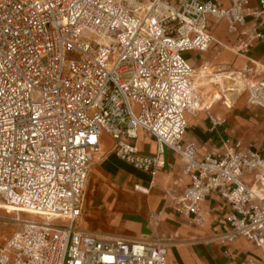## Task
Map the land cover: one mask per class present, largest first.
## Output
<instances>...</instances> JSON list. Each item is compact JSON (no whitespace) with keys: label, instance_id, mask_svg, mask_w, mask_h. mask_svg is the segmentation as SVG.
Listing matches in <instances>:
<instances>
[{"label":"built area","instance_id":"obj_1","mask_svg":"<svg viewBox=\"0 0 264 264\" xmlns=\"http://www.w3.org/2000/svg\"><path fill=\"white\" fill-rule=\"evenodd\" d=\"M262 13L264 0H0V207L18 223L0 264H169L164 241L78 229L102 134L120 159L152 174L166 149L179 154L190 183L174 211L203 226L201 203L220 195L230 209L221 240L253 242L263 259L247 264H264V157L239 140L202 159L181 145L186 114L203 108L184 54L216 42L210 17L237 33ZM262 37L253 28L232 50L247 54ZM261 70L248 58L235 76L264 108V79L252 80ZM139 129L156 139L153 155L138 150Z\"/></svg>","mask_w":264,"mask_h":264},{"label":"crops","instance_id":"obj_2","mask_svg":"<svg viewBox=\"0 0 264 264\" xmlns=\"http://www.w3.org/2000/svg\"><path fill=\"white\" fill-rule=\"evenodd\" d=\"M219 1L229 5V0ZM248 5L256 8L258 0H248ZM209 24L216 42L207 51L184 54L194 69L193 82L201 94L203 108L186 114L188 127L181 145H193L196 158L202 159L223 152L225 139L239 140L264 157V108L249 103L245 81L235 76L250 58L262 68L252 80L264 79V13L248 18L237 33H228L223 19L210 17ZM253 28L263 37L247 54L233 51V47H241L239 40L246 41ZM189 52L197 53L198 60L188 57ZM215 121L222 122L214 125ZM113 144L109 135L102 134L77 222L81 232L102 239L164 241L169 264H247L251 257L263 259L262 251L243 237L221 240L228 230L226 217L230 209L220 195H208L201 203L202 210L208 213L203 226L193 225L174 211L173 199L180 197L190 183L186 163L179 154L166 149V165L152 174L120 159ZM136 145L146 155L157 150L156 139L143 129L138 131ZM13 230L7 233L0 226V245Z\"/></svg>","mask_w":264,"mask_h":264},{"label":"rangeland","instance_id":"obj_3","mask_svg":"<svg viewBox=\"0 0 264 264\" xmlns=\"http://www.w3.org/2000/svg\"><path fill=\"white\" fill-rule=\"evenodd\" d=\"M188 57H190L192 60H198L199 55L195 52H189ZM112 140L113 139L111 138V141ZM21 217L24 218V217H27V215L21 214ZM28 217H31V216H28ZM0 226H3L4 228H6L7 233L9 232L10 229L17 228L18 223L14 220V213L7 212L5 209L0 207Z\"/></svg>","mask_w":264,"mask_h":264},{"label":"bare ground","instance_id":"obj_4","mask_svg":"<svg viewBox=\"0 0 264 264\" xmlns=\"http://www.w3.org/2000/svg\"><path fill=\"white\" fill-rule=\"evenodd\" d=\"M140 189L144 190L143 188H140Z\"/></svg>","mask_w":264,"mask_h":264}]
</instances>
